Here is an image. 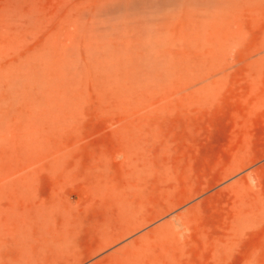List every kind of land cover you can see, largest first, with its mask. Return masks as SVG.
I'll return each instance as SVG.
<instances>
[{
	"label": "rangeland",
	"instance_id": "1",
	"mask_svg": "<svg viewBox=\"0 0 264 264\" xmlns=\"http://www.w3.org/2000/svg\"><path fill=\"white\" fill-rule=\"evenodd\" d=\"M0 264H264V0H0Z\"/></svg>",
	"mask_w": 264,
	"mask_h": 264
},
{
	"label": "bare ground",
	"instance_id": "2",
	"mask_svg": "<svg viewBox=\"0 0 264 264\" xmlns=\"http://www.w3.org/2000/svg\"><path fill=\"white\" fill-rule=\"evenodd\" d=\"M178 24H179V23H178ZM141 25H142V24H141ZM141 25H140V26H141ZM181 27H182V25H181ZM183 27H184V26H183ZM180 29H181V28H180ZM143 31H144V29H143ZM139 36H140V35H139ZM148 45H149V44H148ZM148 45H147V46H148Z\"/></svg>",
	"mask_w": 264,
	"mask_h": 264
}]
</instances>
